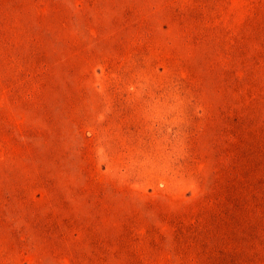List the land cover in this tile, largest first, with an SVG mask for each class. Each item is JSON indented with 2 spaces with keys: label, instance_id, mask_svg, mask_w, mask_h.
Returning a JSON list of instances; mask_svg holds the SVG:
<instances>
[{
  "label": "rangeland",
  "instance_id": "rangeland-1",
  "mask_svg": "<svg viewBox=\"0 0 264 264\" xmlns=\"http://www.w3.org/2000/svg\"><path fill=\"white\" fill-rule=\"evenodd\" d=\"M0 264H264V0H0Z\"/></svg>",
  "mask_w": 264,
  "mask_h": 264
}]
</instances>
